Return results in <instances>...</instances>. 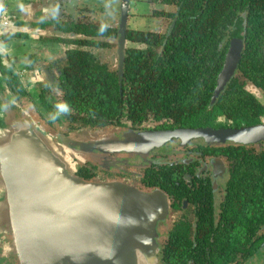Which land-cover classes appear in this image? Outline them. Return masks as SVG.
I'll list each match as a JSON object with an SVG mask.
<instances>
[{"label":"flooded vegetation","instance_id":"1","mask_svg":"<svg viewBox=\"0 0 264 264\" xmlns=\"http://www.w3.org/2000/svg\"><path fill=\"white\" fill-rule=\"evenodd\" d=\"M104 3L7 0L0 135L35 134L66 151L69 176L158 197L157 264H264V84L247 74L252 63L264 70V0ZM149 18L157 29L139 30ZM234 44L241 58L219 89ZM107 85L113 93L94 92ZM199 129L260 132L241 142L133 140ZM0 213V264H21Z\"/></svg>","mask_w":264,"mask_h":264},{"label":"water","instance_id":"2","mask_svg":"<svg viewBox=\"0 0 264 264\" xmlns=\"http://www.w3.org/2000/svg\"><path fill=\"white\" fill-rule=\"evenodd\" d=\"M6 2L0 0V31ZM240 58L241 49L234 44L219 89L233 76ZM259 132L199 129L145 133L133 140L159 145L173 139L241 142ZM0 174V208L11 225L13 250L21 264L157 263V222L164 212L158 197L129 185L71 177L35 134L22 131L0 135Z\"/></svg>","mask_w":264,"mask_h":264},{"label":"trees","instance_id":"3","mask_svg":"<svg viewBox=\"0 0 264 264\" xmlns=\"http://www.w3.org/2000/svg\"><path fill=\"white\" fill-rule=\"evenodd\" d=\"M219 8L223 9L224 10V14L226 15V12L228 10V7H219ZM223 24H226V22H225V19L223 20V17L221 16L220 19H219V21H218V25L221 26ZM189 50L190 49H187V51H189ZM182 55H183L182 52L181 53H178L177 56H176V60L177 59H180V56H182ZM255 55H258L256 53L255 49H250V60H251V62H257L258 61L255 58ZM251 56H253V57L251 58ZM262 71H263V73H262ZM247 74L249 76H252V78H254V77L255 78H260V76H261V81L260 82H261V84H264V70H261L259 64L252 63L250 65V68L247 71ZM167 75L175 76L176 77V76H179L180 74L177 71L174 72V71L171 70L170 73L167 74ZM94 92H98V93H108L109 94V93H113L114 90L109 85H107V87L105 86V88H103V87L100 86L97 89V91L95 90ZM111 99H113V96H108L106 98V101H110ZM252 105L253 104H252V100H251V108H252ZM114 108H115V105H113L112 110H114Z\"/></svg>","mask_w":264,"mask_h":264},{"label":"rangeland","instance_id":"4","mask_svg":"<svg viewBox=\"0 0 264 264\" xmlns=\"http://www.w3.org/2000/svg\"><path fill=\"white\" fill-rule=\"evenodd\" d=\"M109 2V0H106V3H104V5L106 6L107 3ZM138 8H140V12L141 13H149L150 12V7L148 5H145V4H142V3H139L138 4ZM153 19H144L143 21H140V25L138 26V29L139 30H144V31H148V30H154V29H157V25L154 21H152ZM50 59V57H49ZM264 103V102H263ZM37 136V135H36ZM41 139V138H39ZM114 143V140L112 141ZM112 142H108V143H112ZM41 144L42 145H45L47 146L49 144L48 141L46 140H42L41 141ZM48 150L52 153V151L55 152V156L63 159V154H66V151L65 150H62V148H57L55 147L54 149L50 146V147H47ZM64 160V159H63ZM1 216L2 214L0 213V221H1ZM158 257V256H157ZM158 262V261H157ZM157 264V263H156Z\"/></svg>","mask_w":264,"mask_h":264},{"label":"built area","instance_id":"5","mask_svg":"<svg viewBox=\"0 0 264 264\" xmlns=\"http://www.w3.org/2000/svg\"><path fill=\"white\" fill-rule=\"evenodd\" d=\"M6 24H7V20H6L5 17H3V19H2V27L1 28L5 27Z\"/></svg>","mask_w":264,"mask_h":264}]
</instances>
